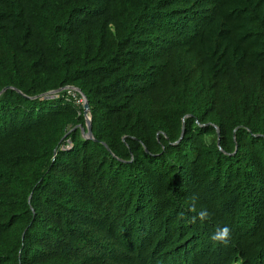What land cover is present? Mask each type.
Segmentation results:
<instances>
[{"label": "trees", "instance_id": "obj_1", "mask_svg": "<svg viewBox=\"0 0 264 264\" xmlns=\"http://www.w3.org/2000/svg\"><path fill=\"white\" fill-rule=\"evenodd\" d=\"M0 264H264V0H0Z\"/></svg>", "mask_w": 264, "mask_h": 264}, {"label": "clouds", "instance_id": "obj_2", "mask_svg": "<svg viewBox=\"0 0 264 264\" xmlns=\"http://www.w3.org/2000/svg\"><path fill=\"white\" fill-rule=\"evenodd\" d=\"M196 198H192V207L191 211L195 212L196 211ZM199 219L200 221H205L209 218V213L206 209H202L199 211L196 217L193 218V222H195L196 219ZM231 237V232L228 227H217L214 231V234L212 235L211 239L216 242H223L227 244L229 242V239Z\"/></svg>", "mask_w": 264, "mask_h": 264}, {"label": "water", "instance_id": "obj_3", "mask_svg": "<svg viewBox=\"0 0 264 264\" xmlns=\"http://www.w3.org/2000/svg\"><path fill=\"white\" fill-rule=\"evenodd\" d=\"M70 89H74V88H70ZM74 90L77 93H79V91L77 89H74ZM60 91H61V89H57V90L50 92V93L54 94V93H58ZM79 96L82 98L81 109H82V116H83V122H84V127H79L80 136L84 139H90L91 140L92 137H91L90 120L87 116L88 104H87V102H86V100L82 94L79 93Z\"/></svg>", "mask_w": 264, "mask_h": 264}, {"label": "built area", "instance_id": "obj_4", "mask_svg": "<svg viewBox=\"0 0 264 264\" xmlns=\"http://www.w3.org/2000/svg\"><path fill=\"white\" fill-rule=\"evenodd\" d=\"M68 92H70V94L72 95V97H74L75 94L78 95V93H77L74 89H70V88H69V91H68ZM78 96H79V95H78ZM75 103H79V104L81 105V103H82V98L79 96V98L75 100Z\"/></svg>", "mask_w": 264, "mask_h": 264}, {"label": "rangeland", "instance_id": "obj_5", "mask_svg": "<svg viewBox=\"0 0 264 264\" xmlns=\"http://www.w3.org/2000/svg\"><path fill=\"white\" fill-rule=\"evenodd\" d=\"M72 96V95H71Z\"/></svg>", "mask_w": 264, "mask_h": 264}]
</instances>
